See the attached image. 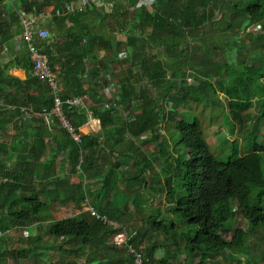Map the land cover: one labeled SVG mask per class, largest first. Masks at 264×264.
I'll return each instance as SVG.
<instances>
[{
	"label": "trees",
	"instance_id": "trees-1",
	"mask_svg": "<svg viewBox=\"0 0 264 264\" xmlns=\"http://www.w3.org/2000/svg\"><path fill=\"white\" fill-rule=\"evenodd\" d=\"M5 1L0 0V50H4L6 42L14 40L18 53L12 54L7 63L0 60V128L2 134L14 131L9 144L0 140V264H10L7 254H11L13 237L9 231L25 232L14 236L18 244L16 264H26L19 262L23 260L50 264L56 252L61 264H72L71 260L82 258L85 252L88 264H135L128 247L118 249L119 246L109 242L114 229L83 209V203L92 194L95 199L89 203L94 208L98 206L100 215L121 222L125 213L119 211L120 197L113 193L112 199H104L105 189L117 190L120 178L127 177L142 184L153 162L143 158L140 164L135 156L117 157L116 147L131 150L135 147L134 138L151 133V139L145 142L160 145L163 153L164 140L158 132L165 122L177 125L178 145L180 150L187 151L186 159L176 164L175 174L165 158L167 177L163 193L166 203L171 205L168 210L171 217L166 224L152 215L146 228L151 215L140 218L131 233L129 225L123 222L129 244L137 251L144 244L143 264H168L176 259L172 255L181 252L186 259L180 264H194L195 259L198 264H207L208 258L212 261L218 255L222 260L235 259L230 251L237 247L246 253L251 236L259 237L264 228V143L253 148L251 137L242 146L228 139L230 158L219 161L210 152L198 119L182 118L184 110L181 112L179 107L187 95L195 101L209 97L220 101L218 91L228 97L235 116L242 117L253 107L255 98L264 95V90L261 93L257 89L264 85V0H153L150 5L138 7L140 0H112L110 10L95 6L82 13L66 11L67 4L77 0H9L7 4ZM132 7L140 10L138 19L117 20L119 15H128ZM47 9L51 13L47 19L50 35L35 44L48 56L50 69L57 75V93L34 75L26 45L16 40L24 29L19 17H32ZM217 9L222 10V17L215 20ZM118 24L127 26L125 43L116 41ZM215 27L222 33L218 43L229 44L226 35L231 32L244 35L250 43L241 37L236 39L243 48L239 54L226 49L215 54L213 49L218 43L201 42L207 64L200 69L198 84H191L184 69L193 68L189 63L192 46L188 39L206 40L210 29ZM158 48L164 50L166 58L175 61L160 59ZM20 52L23 54L19 55ZM213 54L220 58L219 62H215ZM119 55L128 56L126 61L131 67L119 80L117 104L131 111L135 101L140 100L142 108L136 110L139 112H135L136 116L132 111L116 116L115 108H99L97 99L86 107L67 103L74 97L94 100L103 87L97 81L99 75L109 71ZM14 68L25 70L26 80L11 75ZM19 72L14 73L20 75ZM87 75L92 77L95 90L83 82ZM143 83L157 88L159 99L171 102L172 108L166 112L165 107L159 106L156 95L150 96ZM56 96L64 101L63 116L78 136L80 128L89 124V116L99 121L101 134L81 136L79 143L67 137L59 118L51 114ZM50 124L57 133L61 129L68 140L57 137L54 130L49 131ZM107 126L114 129L108 131ZM108 133L116 135L111 142ZM126 135L128 139H124ZM51 137L57 141L52 147L48 144ZM52 151V156L46 159ZM128 161L140 172L132 173L128 163L125 165ZM58 164L59 171H78L89 184L97 183L99 187L89 190L82 180L71 183L69 176H58ZM52 173L55 175L51 176ZM175 177L182 180V193L174 187ZM39 179L46 182L43 197L39 193ZM65 202L67 207H74L60 206ZM236 207L241 209L246 228H234ZM226 233L233 234L231 240L225 238ZM166 250L170 252L167 254ZM213 262L219 264L218 260Z\"/></svg>",
	"mask_w": 264,
	"mask_h": 264
},
{
	"label": "rangeland",
	"instance_id": "rangeland-1",
	"mask_svg": "<svg viewBox=\"0 0 264 264\" xmlns=\"http://www.w3.org/2000/svg\"><path fill=\"white\" fill-rule=\"evenodd\" d=\"M8 1L9 0L5 1V3L7 4ZM152 1L153 0H145L144 5H150L152 4ZM109 3H110V0H105L102 5L104 6V8L107 9L108 7L111 6V4ZM47 10H44L42 12H46ZM108 10L110 9L108 8ZM139 15H140V10L131 11L126 16L125 15L117 16V20L118 21H128V20L138 19ZM221 17H222V10L221 9L215 10V20H218ZM19 20H20V25H22L23 19L19 17ZM126 28L127 26H125L124 24H118V30L116 33L117 42L125 43L126 35L124 31L126 30ZM255 28L256 27L254 26L253 28H251V30L252 29L254 30ZM210 30L211 32L208 33L206 40L197 39L196 41L198 43H196V41H194L193 39L191 38L188 39L192 46L191 51H190V56H189V63L193 64V68L189 69V67L188 68L184 67V69L187 70L186 71L187 74L190 75L191 84H196V85L198 84V81H199L198 77L201 75L200 69H202V67L207 64V61L205 60L204 51L203 49H201V46H200L201 42L207 45L210 43L216 44L220 42L221 37H219V35H222V33L218 32V29L216 27L211 28ZM241 37H242V40L246 41L248 44L250 43V40L245 38L244 35L242 34L238 35L237 33L231 32L229 33V35H226V38L229 39V44L228 42L218 43L215 49H213L214 53L219 54L222 50L226 49L227 52L235 51V53L239 54L240 51H243V48L241 47V44H237L236 39H239ZM163 51L164 50L162 48L157 49V55L160 59L168 63L175 61L173 58H166L165 55L163 54ZM13 52L9 51L8 53H5L3 55L0 54V60H3V63H7L10 60L11 53ZM22 54H23L22 52L19 53V55H22ZM215 54H213L212 58L215 60V62H219L220 58L217 57V55ZM129 66L131 67L129 61H126V59H120L118 60V62H115L113 72L119 78L123 77L126 75V73H128ZM11 72H12V75L16 76L14 74V71H11ZM193 77L195 78V80H193ZM213 78L214 77H211L212 80H214ZM88 80L93 81L92 77L89 76L87 79H83V82L86 83V81ZM98 81L101 82L102 84H106L107 77L104 76V77L98 78ZM133 81L136 82V80H133ZM147 84L148 83H143L142 85L147 87L148 94L150 96L156 95L157 104L159 106L162 105L163 107H165V111L167 112V110H169L170 107L172 106V103L169 101H163L162 98L159 99L161 94L160 92H158L157 88L155 89V87L147 85ZM196 85H192V86H196ZM257 89L259 90V92L262 93V91L264 90V85L259 86ZM210 94L214 95L212 93ZM217 96H219V98L220 96L222 97L220 101L212 97L204 98V99L202 98L200 101H195V100H191V98H189L187 95L185 96L186 98L183 99L182 104L179 107V110L181 112L182 110H184L182 118L186 119L187 121H189V118H193V117L198 119L200 130L202 131L204 135L205 141L209 147L210 152L219 161L226 162L230 158V147H231L228 139L231 141H237L242 146V144L243 145L246 144L248 139L251 137L250 143L253 148H256L259 145V143H264V95L262 97L257 96V98L259 99L255 98V100L253 101V107L250 110L245 111L242 117L235 116V113H233L230 110L229 105H228V97L224 93L217 91ZM140 102H141L140 100L135 101V105L131 106L132 112L129 109L125 108L123 105H120L119 110H118L119 112L116 111V114L118 113L123 114V112L127 114L131 112L134 114V116H136V113H137L136 110L142 108V105L140 104ZM177 114L180 117V113L178 112ZM124 120L126 119L124 118ZM0 124H1V121H0ZM92 128H94V126H92ZM159 128H161V130L158 133L161 139L164 140L163 153L166 155L162 153L160 149L161 148L160 145H157L153 142L151 143L145 142L146 139H151L149 138V134L151 133L149 134L146 133L147 136H143L142 138H139V137L136 138L135 140H133L135 147L130 148L131 150L129 149H127V151L124 150V153L126 155L135 156L136 161L139 162L140 164H142L143 158H149L150 161L153 162V167L151 168L150 173L147 172L148 176L147 174H145L144 176L145 178L142 180V184H139L138 182H133L131 177H127L126 179L120 178L119 180L120 188H117V190L106 188L105 194H103L102 197L106 200H109V199H112L113 193H115L117 194L116 197L121 198L120 203L127 202L125 197H128L129 198L128 203H132L134 201L135 204H138V205L151 204V206L159 208V209H156V211L154 212V217H159V220H163L165 221L166 224H168V221L170 220L169 217H171V214L168 212V206L165 201V194L163 193L164 192V188H163L164 179L167 177V174H165V171L167 170L165 168V165H166L165 158L169 159L167 162L171 164L172 174H175L177 170L176 164L179 163V161L183 162L186 159L185 157H186L187 151L180 150L181 147L178 145L180 135L177 129V125L174 122L173 123L165 122L164 126L161 127L160 125ZM13 134H14V131L12 129L9 133L4 132L2 134V131L0 128V137H1L0 139L4 143L9 144L12 140ZM69 134L72 135V134H75V132L72 131V132H69ZM228 134L230 135L229 138H228ZM58 135L60 137L64 136L63 132L61 133L59 131H58L57 137ZM74 138H76V141H77L78 138L76 135L74 136ZM48 144H51L49 140H48ZM119 150L120 148L118 149L117 147V151ZM174 150H176L177 152L175 153ZM52 153L53 151L49 152L48 156H50ZM262 157H263L262 165H263V171H264V153L262 154ZM115 159H113V161ZM127 163H128V168L129 169L131 168L132 173L140 172L139 168H135L132 166L131 161L125 162V165H127ZM58 166L59 164L57 165V169H56L58 176L60 177L67 176L65 172L59 171ZM53 175H55V173L51 174V176ZM69 176H70V179H72L73 181L78 182L80 178H82L81 180L84 183L88 182V180L84 178L85 176H82V175L81 177H78L77 174H73ZM37 183L40 186L39 193L43 197L44 193H43L42 187L43 186L45 187L46 182L39 179ZM182 186H183L182 180L178 177H175L174 187L179 193L183 192ZM93 199H95V197L93 198L91 194V196H89V200L92 201ZM85 203H86L85 209H87L90 203L88 201H86ZM65 204L66 202L64 204H61L60 206H62L65 209L74 207L73 205H71V207H67ZM95 207L97 208V210L99 209L97 205ZM129 208L130 206H128V209ZM160 209H164V212L161 211ZM138 214L141 215L142 213L139 212ZM233 218L234 217H231L232 223H233ZM139 219L140 217L137 214L132 215V217H128L126 213L124 214V221L125 223H128L130 227L128 228L130 233L132 232V229L134 228V226L139 224ZM246 227H247V224L242 218L241 209L236 207L234 228L236 229V228H246ZM9 233L12 235L13 241H12V244L9 250L11 254L9 253L7 254L8 262L10 264H16L18 261H16L17 258L15 255L16 254L15 250L18 244L15 243L16 241L14 240V236L18 237L20 235H24L25 232L24 231H19V232L9 231ZM224 236L229 241L231 240L233 234L226 233V235ZM257 236L259 237H256L255 235L251 236L246 253H243L244 250H240L238 247L236 248V250L232 249L230 251L232 255L236 254L235 257L233 256L235 260H232L231 257L228 259L222 260L220 256H216V257L213 256L212 263L210 264H215L213 262L214 260H218L219 264H252L253 262L256 264H264V228L259 231V234ZM20 245H22V243H20ZM141 247L144 249L145 248L144 244H142ZM142 248L140 249V252H142L144 256L145 253L142 250ZM159 252H162V250L159 249ZM169 252H170L169 250H166L167 254ZM222 254L226 255V253H222ZM172 256L176 257V259L175 261H172V262L168 261V264H180V263H183L186 259V256L182 252L177 256L176 255H172ZM59 258H60V254L59 252H56L50 264H61V260ZM19 262H24L26 264H38L37 261L33 262L31 260H23ZM83 263H85L84 260L79 262V264H83ZM72 264H78V261L77 260L72 261ZM154 264H158V263H154Z\"/></svg>",
	"mask_w": 264,
	"mask_h": 264
},
{
	"label": "built area",
	"instance_id": "built-area-1",
	"mask_svg": "<svg viewBox=\"0 0 264 264\" xmlns=\"http://www.w3.org/2000/svg\"><path fill=\"white\" fill-rule=\"evenodd\" d=\"M104 1L105 0H77L76 2L73 1L70 4H67L66 11L70 13H80V12L88 11L97 5H102ZM144 3L145 0H140L137 7L143 6ZM137 7H133V9H136ZM50 15H51L50 10H47L46 12L37 13V15H34L32 17L23 16L22 26L24 29L22 33H20V35L16 37V40L26 45L27 51L30 54L31 60L33 62L34 75L45 80L49 84V86L54 90V92L57 93V87H58L57 75L54 74L50 69L48 56L42 51V48H40L38 45L35 44L36 40L43 41L47 39L48 36L50 35L48 21H47ZM87 102L88 101L86 96L74 97L73 99L67 101V103L70 105L82 106V107H84ZM63 105H64V101L62 100V98L56 96L55 106L51 111V114H56L64 129H66L69 132H72L73 131L72 127L69 125V123L66 121L65 117L63 116ZM105 106L107 107L108 105ZM73 136H75V134H73ZM98 187L99 184L89 185L88 189L90 190ZM85 210L91 211V213L97 215V218H100L105 225L109 226L111 229H114L115 231L114 243L119 247H128L130 249V252L134 256L135 264H143V253L133 249L132 246L129 244L130 237L127 227H125L123 224H120L118 222L109 220L107 218V215L106 217L105 215H100L98 213V210L92 207L90 204L88 208Z\"/></svg>",
	"mask_w": 264,
	"mask_h": 264
},
{
	"label": "crops",
	"instance_id": "crops-1",
	"mask_svg": "<svg viewBox=\"0 0 264 264\" xmlns=\"http://www.w3.org/2000/svg\"><path fill=\"white\" fill-rule=\"evenodd\" d=\"M7 1V0H6ZM110 4H111V6H112V0H111V2H110ZM97 6H103V5H97ZM111 6L110 7H108L109 9L111 8ZM104 7V6H103ZM108 8L106 9V10H108ZM132 11H136V9H133V7H132ZM85 12V11H84ZM82 13V12H81ZM23 27V26H22ZM22 27H20V28H22ZM18 31V30H17ZM14 40H9L8 42H6V44L4 45V47H3V49L4 50H0V54H5V53H8L9 51H14L13 53H11V55L12 54H14V55H16L18 52H17V44L15 43V42H13ZM10 47V48H9ZM96 50H97V48H96ZM26 51V50H25ZM125 54H126V52H124ZM104 54L103 53H101V56H103ZM128 58V56H126V55H119L118 56V60H120V59H127ZM118 60H116L115 62H118ZM115 62L113 63V64H111L110 65V67H109V71H107V72H104L103 74H100L99 75V78H101V77H104V76H106L107 77V83L106 84H102V83H99V84H101V85H103V87L97 92V94L94 96V100H93V97H88L87 98V103L85 104V106L84 107H86V106H88V105H90V104H93V101H95V99H97L98 100V102H100V105H99V108H115V112H114V114H116V111L117 112H119L118 110H119V106L120 105H118L117 104V97L119 96V91H120V87L118 86V83H119V80H120V78L113 72V70H114V66H115ZM90 68H91V65H90V63H89V70H90ZM11 71H22L23 73H20V75H16V77H18L20 80H26V78H27V74H26V71L25 70H23V69H12ZM10 71V73H11V75H12V72ZM15 74V73H14ZM127 74V73H126ZM14 76V75H13ZM89 76L87 75V76H85V78H83V79H87ZM125 76H123V78H124ZM59 80V79H58ZM91 80V79H90ZM41 81L42 82H44L43 81V79H41ZM98 81V80H97ZM99 82V81H98ZM44 83H47L46 81L44 82ZM85 83V82H84ZM85 84H87V85H89L90 86V88L91 89H93V90H95V87H94V84H93V82L92 81H86V83ZM46 85V84H45ZM87 97V96H86ZM102 102H104V103H102ZM101 103H102V105H101ZM105 105H108L107 107L105 106ZM114 105V106H113ZM117 108V109H116ZM124 114H125V112H123ZM116 116H119V113L118 114H116ZM60 121V120H59ZM48 123V122H47ZM60 124V127L62 128L63 126L61 125V122L59 123ZM92 126H94V128H92ZM114 127H115V123H114V125H113ZM113 126H107L106 127V129L108 130V131H110L111 129H114V127ZM48 128H49V131H53L54 130V126L52 125V124H50L49 126H47ZM64 128H62V130H63ZM73 129V128H72ZM84 129V130H83ZM66 130V129H65ZM55 131V130H54ZM57 131H59V132H61L62 133V131H61V129L60 130H57ZM67 131V130H66ZM73 131L75 132V130L73 129ZM101 131H103L102 130V127H101V125H100V123H99V121H97V120H93L91 117H89V124L87 125V126H84V127H82V128H80V130H79V132H80V134H79V136L75 133V135L77 136V138H78V141H76V138H74V136H73V134L70 136V134H69V131H67V134H68V136L67 137H72V138H74V140L76 141V142H80V139H79V137H81V136H83V137H87V136H89V135H92V136H97L98 134H101ZM56 132V131H55ZM103 133V132H102ZM58 134V133H57ZM108 134H110V136H111V138H110V136H109V142H111L112 141V138H116V135H114V134H112V133H108ZM65 138L64 136L63 137H60V138H62L63 139V141L64 140H68V138ZM129 138V136L128 135H126V136H124V139H128ZM140 138V137H139ZM56 138H53V137H51L50 139H49V142L51 143V144H49V146L50 147H52V146H55V143L57 142L56 140H55ZM100 139H102V137H100ZM105 139V141H106V135L103 133V140ZM136 138H134V140H135ZM1 140V139H0ZM59 141V140H58ZM60 143V142H59ZM109 144H111V143H109ZM118 147V149L120 148V150L119 151H117V152H115V155L117 156V157H124L126 154L124 153V148H121V145H118L117 146ZM116 147V148H117ZM119 152H121V153H124L123 155H120L119 154ZM53 154V153H52ZM52 154L50 155V156H46V159L49 157H51L52 156ZM62 157L63 156H60L59 157V160L60 161H62ZM113 161V160H112ZM125 161V160H124ZM60 166H58V168H59ZM63 172H65L66 174H67V176H69V175H73V174H77L78 175V177H81V175H80V173L78 172V171H76L75 173H71V172H67V169L66 170H64ZM148 173H150V171L148 172ZM70 177V176H69ZM82 178H80V180H81ZM79 180V181H80ZM75 182H77V181H73L72 179H71V183H75ZM97 184V183H96ZM127 198V197H126ZM121 199V198H120ZM86 200H88V199H86ZM129 200V199H128ZM119 211L121 212V214H124V213H126L127 215H128V217H132V215H135V214H137V215H139V217L140 218H143V217H149V215H151V217H149L148 218V220H147V222H146V224H145V228L146 227H148L149 226V223H150V218H152V215H153V217H154V212L156 211V209H159L158 207H153V206H151V204H145V205H138V204H135V202L133 201L132 203H120L119 202ZM128 206H130V208L128 209ZM167 206H168V210H169V208L171 207V205L170 204H167ZM86 208V203L84 202L83 203V209H85ZM161 211H163L164 212V209H160ZM139 212H142L143 214H138ZM168 212H170V211H168ZM109 220H111L109 217H107ZM121 218H123V215H121ZM158 218V220H159V217H157ZM111 221H114V220H111ZM114 222H118V223H120V224H123L125 227H126V225L123 223V222H125L124 221V218H123V220H121V222H119V221H114ZM128 224V223H127ZM114 233V232H113ZM115 234V233H114ZM114 234H113V236L111 237V239L109 240V242L110 243H114ZM112 239H113V241H112ZM117 247V246H116ZM118 249H120V247L118 248ZM236 255V254H235ZM218 256H220V255H218ZM78 261V264H79V262L80 261H82V260H84V262L85 263H83V264H88V253L87 252H85V255H83V257L82 258H77V259H73V260H71V263H72V261ZM197 260V261H196ZM232 260H235V259H232ZM195 261L196 262H194V264H198V259H195ZM208 261H209V263H207V264H210V263H212V261L211 260H209V258H208ZM128 264V263H127Z\"/></svg>",
	"mask_w": 264,
	"mask_h": 264
},
{
	"label": "clouds",
	"instance_id": "clouds-1",
	"mask_svg": "<svg viewBox=\"0 0 264 264\" xmlns=\"http://www.w3.org/2000/svg\"><path fill=\"white\" fill-rule=\"evenodd\" d=\"M85 185H86V187H87V189H88V186H89V185H95V184H89L88 182H86ZM88 202H89V200H88Z\"/></svg>",
	"mask_w": 264,
	"mask_h": 264
}]
</instances>
